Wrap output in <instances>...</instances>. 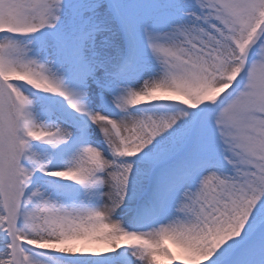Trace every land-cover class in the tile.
Listing matches in <instances>:
<instances>
[{
  "label": "snow or ice",
  "instance_id": "6c2138e0",
  "mask_svg": "<svg viewBox=\"0 0 264 264\" xmlns=\"http://www.w3.org/2000/svg\"><path fill=\"white\" fill-rule=\"evenodd\" d=\"M0 264H264V0H0Z\"/></svg>",
  "mask_w": 264,
  "mask_h": 264
},
{
  "label": "rangeland",
  "instance_id": "374dc122",
  "mask_svg": "<svg viewBox=\"0 0 264 264\" xmlns=\"http://www.w3.org/2000/svg\"><path fill=\"white\" fill-rule=\"evenodd\" d=\"M174 251H175V249H174Z\"/></svg>",
  "mask_w": 264,
  "mask_h": 264
}]
</instances>
